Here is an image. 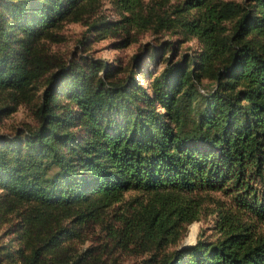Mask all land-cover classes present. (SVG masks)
Returning <instances> with one entry per match:
<instances>
[{
  "label": "trees",
  "instance_id": "trees-1",
  "mask_svg": "<svg viewBox=\"0 0 264 264\" xmlns=\"http://www.w3.org/2000/svg\"><path fill=\"white\" fill-rule=\"evenodd\" d=\"M70 22L88 32L81 51L146 30L200 47L145 44L125 65L66 59L50 45ZM167 50L153 75L144 57ZM20 104L36 125L0 132V223L17 241L0 244V264H104L66 242L108 217L109 251L151 252L139 264H264V0H0V123ZM129 191L143 196L123 203ZM214 192L231 201L218 238L160 256Z\"/></svg>",
  "mask_w": 264,
  "mask_h": 264
},
{
  "label": "rangeland",
  "instance_id": "rangeland-1",
  "mask_svg": "<svg viewBox=\"0 0 264 264\" xmlns=\"http://www.w3.org/2000/svg\"><path fill=\"white\" fill-rule=\"evenodd\" d=\"M149 0H145L148 2ZM158 1V0H157ZM166 5H174L181 3L183 0H163ZM235 2H242L243 0H233ZM103 15L110 18L116 17L115 13L111 10V5L108 2H104L100 10ZM134 39L132 43L125 47H118L114 43L117 41V37L109 36L98 41H91L90 44L86 46V51H81L78 49L79 41L82 40L88 32L86 27L81 23L70 22L65 24L58 33L61 35L62 40L58 43H52L50 45L51 51L57 53L60 57L69 59L73 51H77V55H83L93 58H99L108 64L112 65H125L131 61L133 55L141 54V48L145 44L159 45L161 43L172 42L177 48V53L179 56L182 53H193L199 50V43L195 38H190L185 42H178V36L169 32H160L156 35L152 34L150 30L137 32L133 31ZM77 48V49H76ZM156 55V61L144 57V60L148 63V67L153 75H156L164 65V58L170 55V51L167 50L164 54L154 53ZM138 79L141 84L146 85L147 80ZM212 84L208 81H204L202 87L203 90L210 89ZM40 93V91H39ZM36 122L31 110V107L20 104L16 111L11 113L2 119L0 123V132L11 134L15 129H22L24 127H35ZM139 192L129 191L125 194L124 202L131 201L137 197H141ZM121 203V204H123ZM223 204L222 208H231V201L229 196H224L219 192L211 193L202 199V212L203 217L201 220L193 222L187 227L184 234L180 235L175 242H169L160 248V256L166 253H170L177 247L186 244L193 246L198 236L201 234L204 240L214 241L218 238L219 234L214 228V219L216 216V210L219 204ZM120 204V205H121ZM117 206L114 207L113 212H117ZM112 217L106 219V223L112 221ZM103 223H98L92 225V227H87L83 229L82 236L80 238L72 239L66 244H70L73 248L75 254L81 253L87 249L92 250L93 255L100 256L104 260V264H139L142 260L148 258L151 252H140L138 250L123 251L119 248L112 249V243L107 237L106 225ZM114 226H117L114 224ZM191 226H194L192 229ZM8 229L7 223H0V244H9L12 247L17 246V241L13 240V234H6ZM190 229V231H189ZM259 229L264 232V224L260 225ZM191 239V241H190ZM105 244H108L107 248ZM99 264V263H98Z\"/></svg>",
  "mask_w": 264,
  "mask_h": 264
},
{
  "label": "water",
  "instance_id": "water-1",
  "mask_svg": "<svg viewBox=\"0 0 264 264\" xmlns=\"http://www.w3.org/2000/svg\"><path fill=\"white\" fill-rule=\"evenodd\" d=\"M183 246H184V247H187L188 245H186V244H183Z\"/></svg>",
  "mask_w": 264,
  "mask_h": 264
},
{
  "label": "bare ground",
  "instance_id": "bare-ground-1",
  "mask_svg": "<svg viewBox=\"0 0 264 264\" xmlns=\"http://www.w3.org/2000/svg\"><path fill=\"white\" fill-rule=\"evenodd\" d=\"M190 241H191V239H190Z\"/></svg>",
  "mask_w": 264,
  "mask_h": 264
}]
</instances>
